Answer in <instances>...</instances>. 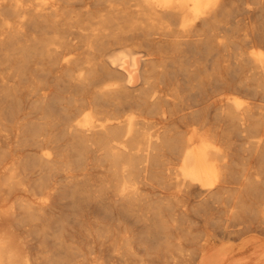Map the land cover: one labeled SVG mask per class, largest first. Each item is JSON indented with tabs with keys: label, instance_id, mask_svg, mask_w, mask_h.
Segmentation results:
<instances>
[{
	"label": "bare ground",
	"instance_id": "bare-ground-1",
	"mask_svg": "<svg viewBox=\"0 0 264 264\" xmlns=\"http://www.w3.org/2000/svg\"><path fill=\"white\" fill-rule=\"evenodd\" d=\"M256 15L264 0H0V264H264Z\"/></svg>",
	"mask_w": 264,
	"mask_h": 264
},
{
	"label": "rangeland",
	"instance_id": "rangeland-1",
	"mask_svg": "<svg viewBox=\"0 0 264 264\" xmlns=\"http://www.w3.org/2000/svg\"><path fill=\"white\" fill-rule=\"evenodd\" d=\"M245 1H250L253 6L259 5V0H231V8H232V6L243 7L245 5ZM240 18H241V16L236 14V16H234L230 19L231 20L230 23L232 24L233 30L237 35L242 34L244 31L243 22L237 21ZM252 23L259 30V33L256 36L255 40L258 43L264 45V17L256 15L252 18ZM136 40H137V42H136ZM121 41L126 42V40L122 36H119L116 39L114 38V40L112 39L111 43H109L110 48H114L116 46L115 44H117L118 42H121ZM130 41H132L133 43H131ZM126 43L136 45L142 49L146 48L145 44H143V42H141L138 39H129V40H127ZM244 44L245 43L243 41H241V38L238 39V46L239 47L244 46V48H246L248 46V45H244ZM107 46H108V44L106 45V47ZM107 48H109V46ZM230 56H231V54L229 56H227V58L230 61H232L230 59L231 58ZM205 64L207 66H206V70L204 71L205 73L203 72L204 79L206 81H212V80H215L216 78H218L217 69H213L212 61L209 62V64L208 63H205ZM224 74H225L224 78H225L227 84H238V82L240 80H243L245 78L246 70H244L243 68H236L235 65L231 62V64L224 71ZM186 76H187V78H186V81L184 82V84H196L197 80L191 79L190 77H188V75H186ZM258 84H262V83H258Z\"/></svg>",
	"mask_w": 264,
	"mask_h": 264
}]
</instances>
